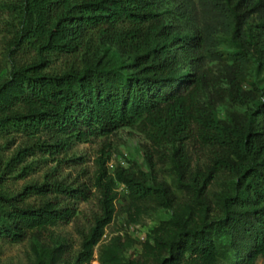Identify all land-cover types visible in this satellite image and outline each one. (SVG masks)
<instances>
[{
  "label": "trees",
  "instance_id": "trees-1",
  "mask_svg": "<svg viewBox=\"0 0 264 264\" xmlns=\"http://www.w3.org/2000/svg\"><path fill=\"white\" fill-rule=\"evenodd\" d=\"M0 36V254L31 241L33 264H91L96 248L116 264L119 242H101L123 186L128 211L180 210L151 232L157 264H264V0H0ZM126 127L150 175L110 171L105 142L90 183L60 178L74 145ZM31 158L58 164L10 191ZM93 198L73 257L45 241Z\"/></svg>",
  "mask_w": 264,
  "mask_h": 264
},
{
  "label": "rangeland",
  "instance_id": "rangeland-1",
  "mask_svg": "<svg viewBox=\"0 0 264 264\" xmlns=\"http://www.w3.org/2000/svg\"><path fill=\"white\" fill-rule=\"evenodd\" d=\"M197 0H194L196 5ZM163 12L174 11V7L170 3H166L162 9ZM172 18V17H171ZM0 36V58L2 54V43ZM216 65V64H212ZM219 66L215 67L217 70ZM225 108H220L219 117L224 118ZM105 142L111 144V162L109 163V170L112 171L117 164H121L128 168L135 165L141 171L150 175V168L144 156V146L148 144L146 138L138 132L135 127L122 128L115 132L107 139H98L90 143L74 145L71 153L58 169V175L61 179L67 180L69 183L75 181L90 183L96 171V159L99 157L100 151ZM0 144L4 143L0 141ZM18 143H15L9 148L4 149L6 157H10L17 149ZM167 157L168 150H162ZM197 155V154H196ZM62 158V157H61ZM75 158H83V163H75ZM162 158L156 157V173L158 178L171 182L169 173L170 164L162 163ZM199 159L202 163L204 155L198 153L195 160ZM41 160H49L46 163ZM29 164H35V168L28 176L23 179L10 180L8 183L9 189L12 192H17L25 185L33 182H42L46 172L52 171L57 167L58 162H51L49 158H31ZM212 190H219L216 184H213ZM119 199L116 203L117 213L113 222L108 226L105 235L102 239L101 245L110 244L117 241L116 248V264H157V259L166 256L165 253L159 254L154 249V243L150 239L151 232L165 225L169 222L173 215L180 212L179 209H138L128 211L127 191L123 186H119ZM97 201L93 198L89 203L81 204L79 210L81 215L78 219L67 226H60L51 230V234L45 237V241L53 246L63 244L67 246L68 256L73 257L79 249L81 237L79 230L86 229L89 226L88 219L92 212L96 211ZM67 256V257H68ZM97 248L95 252V259L91 264H100L97 260ZM34 254L32 251L31 241L25 242L21 245H5L0 254V264H33ZM256 264H263L259 260Z\"/></svg>",
  "mask_w": 264,
  "mask_h": 264
}]
</instances>
